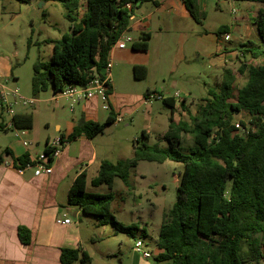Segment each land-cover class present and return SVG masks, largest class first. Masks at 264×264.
Segmentation results:
<instances>
[{
  "label": "trees",
  "instance_id": "trees-1",
  "mask_svg": "<svg viewBox=\"0 0 264 264\" xmlns=\"http://www.w3.org/2000/svg\"><path fill=\"white\" fill-rule=\"evenodd\" d=\"M54 1L65 7V15L71 22L70 32L54 41L50 60L34 64V94L47 90L57 94L67 85L86 84L94 68L101 73L113 44L129 30L134 9L151 0ZM183 1L199 20L198 0ZM247 1L264 3V0ZM82 6L84 12L80 14ZM253 20L261 42L241 45L242 57L240 54L238 57L242 62L238 71L246 73L247 80L237 93L234 92L236 72L224 68L218 89L208 90L196 114L190 112L188 120H175V98L161 95L172 110L164 135L169 145L162 147L137 138L131 158L117 162L103 159L97 176L91 181L93 186L106 184L112 188L115 177H119L131 186L130 171L140 161L184 163L177 198L160 226L155 264H259L264 260V9ZM225 28L221 26L219 32ZM150 37V33H142L140 40L132 43L133 48L147 50ZM249 59L258 62L254 64ZM147 72L145 65L134 66L137 79L145 78ZM243 111L249 118L240 120L242 128L238 129L235 118ZM116 119L111 110L105 121L83 120L66 139L61 138L70 141L81 134L92 138ZM13 122L17 128L30 129L34 118L32 113H16ZM0 129L8 127L0 122ZM183 133L193 134L194 146L182 149ZM142 136L148 139L145 131ZM3 160L0 153V163ZM19 160L24 164L29 155ZM114 199L113 191H87L86 171L77 175L68 190V203L77 205L83 215H93L98 225L112 223L132 236L138 232L147 236L145 228L127 226L116 219L110 211ZM19 229L22 242L28 244L30 229L24 226ZM76 260L86 264L90 255L81 247L62 249L63 264Z\"/></svg>",
  "mask_w": 264,
  "mask_h": 264
},
{
  "label": "rangeland",
  "instance_id": "rangeland-1",
  "mask_svg": "<svg viewBox=\"0 0 264 264\" xmlns=\"http://www.w3.org/2000/svg\"><path fill=\"white\" fill-rule=\"evenodd\" d=\"M260 6L264 7V3L247 0H203L198 5L199 22L181 18L177 28H170L168 32L155 35L151 42L150 59L152 62L157 60L160 64L154 75L137 79L132 75L128 60L114 55L113 83H116L117 89H126L142 95H145L146 90L151 87L162 89L164 94L173 95L177 101V110L174 111L173 117L188 120L190 112L196 114L198 105L208 95V90L218 89L223 65L222 57L210 42L206 43L205 40V51L200 50L196 34L201 31L207 32L210 36L216 35L221 26H231L236 17H247L246 8L255 9ZM83 12L82 6L80 14ZM65 14V7L54 0H0V61L5 62L8 68V74L4 72L8 78L6 83L8 87H18L22 95L39 99L35 105L19 104L15 107L33 112L34 128L41 142L36 144L27 135L23 138L32 142L31 146L38 148L44 146V137L58 134L54 129L52 116L58 112L61 113V118L70 119L71 107L76 106L72 100L61 98L59 106L55 107L54 103L47 100L54 96L52 90L38 94L32 91L34 64L37 61L50 60L54 41L70 32L71 22ZM249 23L255 28L253 15ZM241 33H243L242 28L233 30V41L239 40ZM130 35L136 38L138 36ZM228 42L224 37L222 38L223 45ZM231 44L228 43L229 46ZM127 46L128 50L132 48L131 43ZM239 54L242 57L240 52ZM251 61L253 60H248ZM241 62L242 60L239 59L232 65L230 62L227 63L237 74L235 93L247 80V74L238 71ZM176 91L182 94L178 97ZM184 94L186 102L183 106ZM146 101L141 102L138 108L131 112L123 111L122 121L110 124L95 135L94 146L100 159L117 162L131 158L137 138L162 147L169 145L164 135L169 127L171 108L158 97H151ZM248 118L249 114L243 111L237 114L235 119L236 122H240V120L247 121ZM102 119H105L104 116ZM9 120L7 113L0 112V122L7 123ZM47 120L49 125L46 124ZM144 131L148 134V139L142 136ZM16 134L15 129L0 130V149H4L14 140L21 139ZM194 144L193 134L183 133L182 149L192 147ZM183 170L182 162L143 160L130 171L131 186H127L119 177H115L112 188L106 184L93 186L89 182L91 178H88L87 191L114 192L115 199L111 203L110 211L119 222L147 230V236H141L140 232L132 236L117 229L112 223L98 225L93 215H83V220L80 222L74 212L70 213L81 228L82 243L92 257L91 264L156 263L155 256L158 253L156 241L160 226L164 214L172 208L177 198ZM94 173L95 170L91 169L90 175ZM140 236L152 254L149 258L134 251L135 240ZM78 264L82 263L79 261Z\"/></svg>",
  "mask_w": 264,
  "mask_h": 264
},
{
  "label": "crops",
  "instance_id": "crops-1",
  "mask_svg": "<svg viewBox=\"0 0 264 264\" xmlns=\"http://www.w3.org/2000/svg\"><path fill=\"white\" fill-rule=\"evenodd\" d=\"M202 1L198 0V5ZM261 8L264 9L261 6L255 9L253 7L246 8L247 17H236L231 26L223 25L226 26L225 31H218L219 33L216 35L211 34L210 36L207 32H198L196 37L199 39L200 50L205 51V40L206 43L210 42L216 47L219 56L222 57V70L232 68L227 63L230 62L232 65L236 63V60H239L238 55L242 44L249 41L255 44L261 42L254 20L255 28L249 23L250 17L253 15L254 19ZM133 14L127 32L138 35L137 38L133 37L134 41L140 40L142 33H150L148 49H135L131 43L132 48L129 50L128 46L123 49L113 48L111 50L112 67L114 65V55H119L123 60H128L130 63L133 77H135L134 66L137 64L147 66L146 77L154 75V72H156L160 62L157 60L152 62L150 59L151 42L156 34L168 32L170 28H177V23L181 18L198 21L193 17L183 0L147 1L136 7ZM237 28H242L243 33L240 34L239 40L233 41V30ZM224 33H230L231 38L229 40L224 39L229 41L228 43H232L231 46L228 43L222 44ZM214 47L211 49L212 51ZM139 54H142V56ZM257 62L253 63L256 64ZM0 67L3 72L8 74L5 62L0 61ZM147 93L149 94L146 96ZM146 94L142 95L133 91H126V89H117L116 83L112 81L108 97L110 109L105 108L104 102L99 96L81 99L74 102L76 103L75 107H71L70 119L61 118V113L58 112L52 116L54 129L58 134L44 137L42 148L31 146L32 142H29L28 146L23 144V140H26L23 138L24 135L30 136L36 144L41 142L33 122L32 128H24L25 133L23 135L16 134L21 139L14 140L4 149H0V153L4 157L3 162L0 163V264H63L61 261L63 248L81 247L85 250L82 243L81 228L70 213L74 212L75 217L80 222L84 216L80 208L68 203V190L74 179L82 171L87 172V183L89 177L91 183L92 179L97 176L103 159L99 158V153L94 146L96 136L90 138L85 134H81L70 141L67 140L61 154L53 162V171L50 174L36 176L30 169L20 172L19 168L23 163L19 158L26 154L29 156L38 154L45 150L48 143L54 138L64 136L66 139L83 120L103 122L111 110L117 118L123 115V111L131 112L138 108L141 102H147L146 100L151 97L160 98L161 95L174 97L171 94H164L162 89L158 90L155 87L148 88ZM185 97L184 94L182 100ZM36 99L39 101L38 98ZM60 99L51 96L47 100L58 107ZM175 110H177V101ZM16 111L17 113H31L24 109H16ZM103 116L105 119H102ZM118 122L120 121L116 119L114 123ZM2 123L6 125L4 121ZM46 124L49 125L48 120ZM91 169L95 170L94 175H90ZM65 215L71 218L72 222L70 224L56 222L58 217ZM21 226L27 227L31 231V241L28 244L23 243L20 238L19 228ZM91 259L90 255V261L86 264H91ZM79 261L76 260L71 264H78ZM259 264H264V260H261Z\"/></svg>",
  "mask_w": 264,
  "mask_h": 264
},
{
  "label": "built area",
  "instance_id": "built-area-1",
  "mask_svg": "<svg viewBox=\"0 0 264 264\" xmlns=\"http://www.w3.org/2000/svg\"><path fill=\"white\" fill-rule=\"evenodd\" d=\"M224 38L229 40L231 38L230 33H224ZM134 38L127 32L123 33L121 37L113 44V48L123 49L128 43H133ZM112 56L110 55L107 65L104 67L101 73H97L95 68L91 70L86 84H70L67 85L58 92L54 94V98H66L72 100L73 102L79 101L81 99L91 98L93 96H99L104 102L106 109H110L109 104V93L112 87ZM0 67V108L1 113L5 112L9 115L10 120L6 123L8 128L15 129L17 135L21 136L25 133L24 128H17L13 122V118L17 113L15 107L19 104L22 105H34L37 101L36 98H30L22 95L18 87L10 88L7 86L8 78ZM176 96H180V92H176ZM122 116L117 117V121H122ZM238 129L242 128L239 122L236 123ZM66 140L61 137L54 138L48 143V149L39 152L36 155L29 156V160L22 164L19 171L30 169L33 171L34 175L50 174L53 171V162L61 154ZM25 146L29 145V141L23 140ZM56 222L59 224H70L72 222L71 218L68 216L58 217ZM134 251L142 254L145 258L152 256L151 252L146 248V244L142 238L135 240Z\"/></svg>",
  "mask_w": 264,
  "mask_h": 264
}]
</instances>
